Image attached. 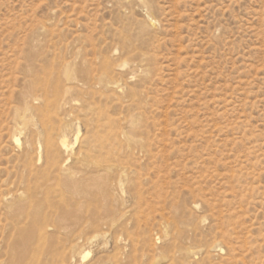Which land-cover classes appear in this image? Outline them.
Returning a JSON list of instances; mask_svg holds the SVG:
<instances>
[{
  "label": "rangeland",
  "instance_id": "obj_1",
  "mask_svg": "<svg viewBox=\"0 0 264 264\" xmlns=\"http://www.w3.org/2000/svg\"><path fill=\"white\" fill-rule=\"evenodd\" d=\"M0 264H264V0H0Z\"/></svg>",
  "mask_w": 264,
  "mask_h": 264
},
{
  "label": "bare ground",
  "instance_id": "obj_2",
  "mask_svg": "<svg viewBox=\"0 0 264 264\" xmlns=\"http://www.w3.org/2000/svg\"><path fill=\"white\" fill-rule=\"evenodd\" d=\"M40 231H41V230H40ZM47 232H48V231H47ZM43 234H45V233H43ZM45 236H46V235H45ZM22 244H23V243H22ZM19 247H20V246H19ZM22 247H23V246H22ZM25 247H26V246H25ZM23 248H24V247H23ZM23 248H21V249H23ZM19 249H20V248H19ZM21 249H20V250H21ZM24 249H25V248H24ZM24 249H23V250H24ZM21 252H22V250H21ZM23 253H24V252H23Z\"/></svg>",
  "mask_w": 264,
  "mask_h": 264
}]
</instances>
